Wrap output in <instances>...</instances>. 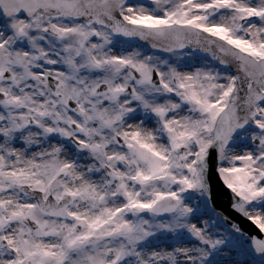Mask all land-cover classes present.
Wrapping results in <instances>:
<instances>
[{
  "label": "snow or ice",
  "instance_id": "obj_1",
  "mask_svg": "<svg viewBox=\"0 0 264 264\" xmlns=\"http://www.w3.org/2000/svg\"><path fill=\"white\" fill-rule=\"evenodd\" d=\"M0 264H264V0H0Z\"/></svg>",
  "mask_w": 264,
  "mask_h": 264
},
{
  "label": "water",
  "instance_id": "obj_2",
  "mask_svg": "<svg viewBox=\"0 0 264 264\" xmlns=\"http://www.w3.org/2000/svg\"><path fill=\"white\" fill-rule=\"evenodd\" d=\"M211 183L213 186L214 195L219 194L221 197L219 200L220 207L217 210L218 211H225V210L230 211L229 198H228V194L226 193V191L221 188V186L218 184L215 178H212ZM241 223H242V227H244L245 230L251 231V228L249 227V224L247 222L241 221Z\"/></svg>",
  "mask_w": 264,
  "mask_h": 264
}]
</instances>
